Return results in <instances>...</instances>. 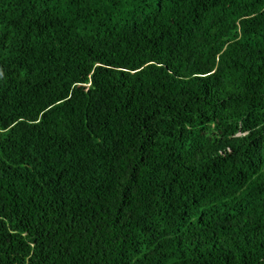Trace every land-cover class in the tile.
<instances>
[{"label":"trees","instance_id":"1","mask_svg":"<svg viewBox=\"0 0 264 264\" xmlns=\"http://www.w3.org/2000/svg\"><path fill=\"white\" fill-rule=\"evenodd\" d=\"M0 264H264V0H0Z\"/></svg>","mask_w":264,"mask_h":264}]
</instances>
